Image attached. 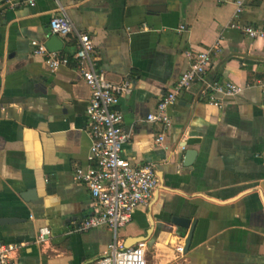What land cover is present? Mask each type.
I'll use <instances>...</instances> for the list:
<instances>
[{
	"label": "crops",
	"instance_id": "crops-1",
	"mask_svg": "<svg viewBox=\"0 0 264 264\" xmlns=\"http://www.w3.org/2000/svg\"><path fill=\"white\" fill-rule=\"evenodd\" d=\"M33 0L13 7L0 0V241L21 243L17 264H93L110 241L106 228L74 230L97 212L88 189L72 178L87 160L85 106L89 89L76 63L46 69L31 40L49 37L47 21L63 14L88 34L95 67L111 82L129 80L119 97L121 155L153 164L157 185L146 205L117 231L123 243L143 237L145 264H264V0ZM157 7L151 9L149 7ZM182 25V28L179 26ZM70 56L73 32L59 36ZM210 48L203 78L229 80L240 90L219 108L206 103L200 81L167 108L170 125L145 120L186 69L185 51ZM163 132L156 144L154 138ZM186 149L195 151L182 164ZM30 191L33 198L23 199ZM171 217L194 221L187 228ZM40 227L50 234L34 241Z\"/></svg>",
	"mask_w": 264,
	"mask_h": 264
},
{
	"label": "built area",
	"instance_id": "built-area-1",
	"mask_svg": "<svg viewBox=\"0 0 264 264\" xmlns=\"http://www.w3.org/2000/svg\"><path fill=\"white\" fill-rule=\"evenodd\" d=\"M9 7L25 1L33 5V0H3ZM241 0L235 1L233 18H237L241 11ZM230 27H238L247 37L254 38L264 35L263 28L249 25L238 26L235 21ZM48 36H65L73 32L75 48L70 56L48 51L42 42L31 40L32 52L42 56L46 69L53 71L64 66L72 59L82 81L89 89V97L85 106L87 119L86 133L90 140L87 160L90 165L76 166L72 178L82 183L89 191L97 212L83 217L74 226L76 231L106 228L110 233V241L93 264H145V242L137 241L123 247L117 238L119 228L127 224L132 212L138 207L146 205L152 191L157 185V177L153 164L146 162L140 165L132 164L121 155V147L129 138V134L121 127L122 115L117 108L119 97L129 94L131 84L123 79L111 82L105 78L102 70L94 64V46L85 32L75 31L63 14H53L47 21ZM182 28V25L179 26ZM210 48L192 53L185 51L184 56L189 59L186 69L177 77L172 86L157 100L154 111L145 115L148 122L158 123L161 129L170 125L167 108L172 105L179 92L187 90L195 81L201 82L200 94L206 103L221 107L224 99L232 97L239 90V86L229 80H206L203 78L210 63ZM163 132L156 134L154 141L160 144ZM50 231L40 227L34 234L36 243H43ZM21 243L15 244L0 241V264H17V251ZM175 250L179 253L183 245Z\"/></svg>",
	"mask_w": 264,
	"mask_h": 264
},
{
	"label": "water",
	"instance_id": "water-1",
	"mask_svg": "<svg viewBox=\"0 0 264 264\" xmlns=\"http://www.w3.org/2000/svg\"><path fill=\"white\" fill-rule=\"evenodd\" d=\"M149 8L154 9V10L157 9V7H153V6ZM44 46L48 51H59L62 47V42H61V39L57 35H50L44 42ZM194 154H195V151L186 149L182 155V164L184 166L191 165V162L194 158ZM21 197L23 199L33 198L30 191L21 193ZM12 220L14 219L12 218L0 219L1 222H10ZM171 222L177 227L187 228V233L183 240V251H186L188 248L189 242H190L191 233H192L193 226H194V221H190L189 219L183 218V217H171ZM141 239H143V237H134V242L139 241ZM122 245L123 247H127L129 244L123 243Z\"/></svg>",
	"mask_w": 264,
	"mask_h": 264
},
{
	"label": "trees",
	"instance_id": "trees-1",
	"mask_svg": "<svg viewBox=\"0 0 264 264\" xmlns=\"http://www.w3.org/2000/svg\"><path fill=\"white\" fill-rule=\"evenodd\" d=\"M250 26V25H249ZM252 27H254V26H252ZM212 80H218L217 78H214V79H212Z\"/></svg>",
	"mask_w": 264,
	"mask_h": 264
}]
</instances>
